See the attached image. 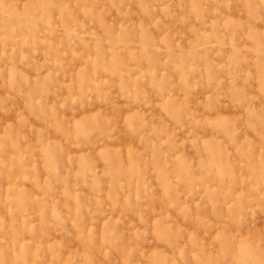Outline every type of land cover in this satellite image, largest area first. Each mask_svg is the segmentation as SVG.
I'll return each mask as SVG.
<instances>
[{
  "label": "rangeland",
  "instance_id": "374dc122",
  "mask_svg": "<svg viewBox=\"0 0 264 264\" xmlns=\"http://www.w3.org/2000/svg\"><path fill=\"white\" fill-rule=\"evenodd\" d=\"M0 264H264V0H0Z\"/></svg>",
  "mask_w": 264,
  "mask_h": 264
}]
</instances>
